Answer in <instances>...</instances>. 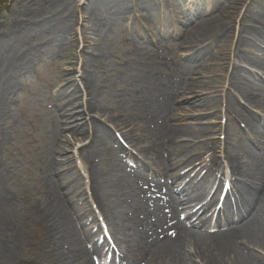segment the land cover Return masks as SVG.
Wrapping results in <instances>:
<instances>
[{"label":"rangeland","instance_id":"rangeland-1","mask_svg":"<svg viewBox=\"0 0 264 264\" xmlns=\"http://www.w3.org/2000/svg\"><path fill=\"white\" fill-rule=\"evenodd\" d=\"M185 1L179 4L178 0H120L118 2L121 6L124 4L126 12L115 14L102 9L100 0H0V30L11 26L16 30L15 39L0 47L7 56L4 59L6 66H0L5 76L1 84L8 81L7 88L0 90V193L7 196L4 212L17 227L19 253L15 255L22 264H56L43 223L45 206L54 203L50 189L57 184L49 175V168L53 163L63 166L65 170L61 172L71 184L70 196L78 193L83 184L78 181L79 174L73 169L69 171L68 166H74L77 153H73L83 142L88 145L85 144L77 156L80 155L84 162L86 174L91 178L96 177L97 171L111 174L109 180L99 186L100 200L120 245L129 249L128 242H120L125 240V232L117 230L122 215L119 212L121 205L117 202L120 192L114 189H123L127 181L122 173V180L114 176L117 168L111 149L104 146L106 140L102 144L92 143L88 135L92 138L95 133L101 139L102 132L113 134L119 125L125 129L119 130L126 136L130 131L136 132L141 140L134 146L146 152L155 136L145 102H152L153 96L165 88L160 85L159 77L165 79L171 74L174 81L189 82L191 77L194 78L191 71L202 70L193 82L204 81L210 85V90L201 94L196 92L197 98L208 95L214 102L209 107L197 108L191 104L193 98L188 100L189 96H186L178 105L183 112L197 118L192 122L185 121L192 124V127H186L188 137H205L203 144L211 139L221 142L222 136L216 134L214 137L213 134L220 129L226 130L231 138L232 159L238 162L251 159L254 147L249 145V149L240 140L242 137L234 128L233 115H237V109L247 111L256 106L250 105L255 100L250 104L245 102L239 89L244 86L251 94L250 91L261 87L257 75L261 72L244 64L239 54L245 52L264 60V45L253 36L257 25L241 21L249 11L258 16L263 0ZM196 1L202 3L198 2L200 6L194 7L187 17V11ZM230 3L239 14L223 11ZM168 10L180 16L168 30L171 33L181 31L188 37L185 40L196 48L191 63L180 61L184 55L182 50L172 47L159 34L165 27ZM200 20L206 25L218 23V28L231 31L232 38L226 42L214 38L202 41L203 38L192 31L191 23ZM239 35L245 36L247 41H239ZM151 40L165 50L162 55H166L167 62L155 55L149 43ZM234 65L240 66L239 73L233 70ZM84 69L90 73L83 75ZM29 72L31 78L25 80L23 77ZM55 90L59 95L52 99L51 93ZM69 94L74 97L67 102ZM222 95L225 97H220ZM47 99L61 106L55 112L59 113L55 118L56 126L44 137L34 139L40 135L37 126L40 130L47 117L41 110ZM227 100L235 103L234 109L227 106ZM32 105L34 110L25 116ZM67 114L74 117L70 119L73 123L70 129L75 131H67L63 124L71 117ZM223 119L224 125L221 124ZM187 139L190 138H184ZM195 152L199 153L197 148ZM125 168L126 164H122V169ZM4 251L5 244L0 238V264H9L3 259ZM253 251L264 256L261 249L254 248Z\"/></svg>","mask_w":264,"mask_h":264},{"label":"bare ground","instance_id":"bare-ground-1","mask_svg":"<svg viewBox=\"0 0 264 264\" xmlns=\"http://www.w3.org/2000/svg\"><path fill=\"white\" fill-rule=\"evenodd\" d=\"M101 1V8L104 9L106 12L109 13H115L120 14L122 12L126 11V7L124 4L121 6L118 1L120 0H100ZM118 2V3H117ZM264 5V0L263 4ZM259 4V13L258 16H254L255 12L249 11L246 15L242 16L243 23L245 22H251L261 25L264 29V8L261 7ZM257 8V7H254ZM237 8L231 3L229 6H224L223 11L224 12H232L233 14H239V11L236 10ZM218 23L214 22L209 25H206V22L202 21H195L193 23L192 31L197 33L200 38H203L202 41L206 42L207 40L211 39H223L224 42L228 41V39L231 37V31L227 30L226 28H222L217 26ZM248 31V29H246ZM250 31V30H249ZM191 32V34H193ZM16 33L15 27H9L5 28L4 31L0 30V47H3L8 40L15 39L14 35ZM254 36V35H253ZM262 36V39L264 41V36ZM20 35L16 38H19ZM193 37V36H191ZM191 39V38H190ZM239 41H247V38L243 35L238 36ZM197 43L196 41H194ZM201 42V41H200ZM223 47V46H222ZM191 49V48H190ZM239 59L244 63L251 65L253 68L264 71V60L260 58H253L249 56L245 52H241L239 54ZM7 56H5V53L1 51L0 48V62L3 59H6ZM238 58V57H237ZM240 61V62H241ZM7 63V62H6ZM2 66V63H0ZM233 70L235 73L240 72V66L234 65ZM90 71L84 69L83 75L89 74ZM0 74L3 75V70L0 69ZM202 70H196L194 72L195 75H201ZM5 76L0 77V90L7 88L8 81L1 84L4 81ZM210 90V85L206 84L204 81H198V84L193 82L192 84L185 85L183 90V96L181 99H184L186 96H189V100L193 98V101L191 104H194L197 108L202 107H209L211 104H213L214 100L210 98L208 95L201 96L200 98H197V93L200 92H208ZM240 94L243 98V100H246L249 102L250 100H255L253 105L256 108L260 109L263 107V99L259 100L260 97L258 94L254 95L249 94L248 90L243 86L240 89ZM63 92H66V89L63 90ZM68 92V90H67ZM208 94V93H206ZM66 98L67 102H70L72 98L74 97L72 95H67ZM167 99H163L162 101H159L157 104L158 111H161L162 108L166 105ZM2 101V100H1ZM262 101V102H261ZM229 104L232 108H234L235 103L231 100H229ZM63 107H65V104H61ZM202 106V107H201ZM91 108V107H90ZM89 108V109H90ZM153 109L154 106H152ZM184 109L178 108L175 109H169L168 112L171 115V120H173V125H170V122L168 121L167 117H165L164 113L160 114L158 117V121L163 119L162 125L166 126L163 131V134L168 142V147L170 150L167 152L168 159L167 161L171 162L172 166L167 167L166 169L163 167L162 164H164L163 160H159L157 162L158 167L161 171H163L164 174H167L175 165L179 164L182 161V158H178L174 161V158H176L179 150L178 146L176 145L177 141L182 136L187 135V126H182L179 124H176L175 120H178L179 123L182 120H185L187 118H190V114H187V112H183ZM186 110V109H185ZM166 111V110H165ZM183 112V113H182ZM158 115V112L155 113ZM239 114L247 119L249 117L239 111ZM195 117H191V119H194ZM71 119H74L73 116H71ZM246 119V120H247ZM252 121H249V125L251 126V133L255 135L256 139H261V135L263 134L262 129L264 130V125H262V129H259V122L256 117H251ZM69 124V123H68ZM73 124V123H72ZM159 124L156 125V128ZM118 128L121 130H125L122 127L118 125ZM127 139H130V143L133 145L138 143V140H141V137L136 134V132L130 131V134L126 136ZM96 141L100 144L101 139H96ZM103 141V139H102ZM237 142V140H236ZM261 143V140L258 141ZM260 149L264 146V144L258 145ZM185 145L181 147L183 149ZM156 148H151V151L156 152ZM161 150V148L159 149ZM151 155H156L154 153H147ZM236 164V159L235 163ZM254 169H252V166L247 167L246 165H243L239 168L238 177H244L243 175H248V178H251L253 175V172H256L258 169L256 166H253ZM61 169L60 166H56L54 169L52 168V172H56L57 169ZM165 170V171H164ZM160 171V172H161ZM252 172V175H251ZM248 173V174H247ZM251 175V176H249ZM166 176V175H165ZM257 184L256 188L250 192L251 197L248 201V206L253 207L256 211V213L261 217V221H264V176H259L256 178ZM196 186L191 187L190 183L186 184L180 191V195L182 197H186L192 200V198H199L202 196V191H196ZM6 195H2L0 193V238L1 241L5 244V251L4 254H2L3 259H7L9 264H22L21 259L16 257L15 254L19 253V244L18 239L16 238L17 233V227L10 222V220L7 218L8 215L4 212V206H5V200ZM53 201L54 203L47 205L45 207V224L47 229V236L49 238V245L52 247L54 253L52 255V258L55 261L59 260H66L68 264L71 263V261L75 258H80L82 256V251L79 246V243H75L71 245V251L68 254L67 251V257L65 254H63V247L64 243L69 240V237H71V231L69 230V222L67 221V215L66 210L63 209V206L66 200L57 194L56 192L53 193ZM241 205L247 204V201H241ZM247 213V211H246ZM247 233V234H245ZM182 234L179 236L178 240L175 242H171L168 244H164L156 249L150 260L147 262V264H264V256L258 255L253 250L254 248L261 249L264 252V232L259 231H251L250 230H237L233 233H230L226 236H222L218 239H215L214 241H209L204 238H199L194 235H187ZM247 235V236H246ZM69 242V241H68ZM75 242V241H74ZM188 253V254H185ZM85 259L88 257L87 254L85 255ZM86 264H91L90 262H87Z\"/></svg>","mask_w":264,"mask_h":264}]
</instances>
